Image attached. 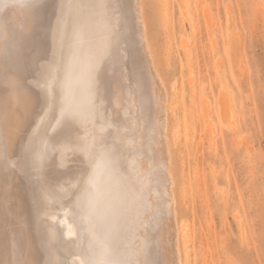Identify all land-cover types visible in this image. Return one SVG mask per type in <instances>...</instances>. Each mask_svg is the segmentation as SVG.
I'll return each mask as SVG.
<instances>
[{
    "label": "bare ground",
    "instance_id": "bare-ground-1",
    "mask_svg": "<svg viewBox=\"0 0 264 264\" xmlns=\"http://www.w3.org/2000/svg\"><path fill=\"white\" fill-rule=\"evenodd\" d=\"M151 1L0 6V264H189L182 127L149 35ZM130 175L140 185L127 189Z\"/></svg>",
    "mask_w": 264,
    "mask_h": 264
},
{
    "label": "rangeland",
    "instance_id": "rangeland-1",
    "mask_svg": "<svg viewBox=\"0 0 264 264\" xmlns=\"http://www.w3.org/2000/svg\"><path fill=\"white\" fill-rule=\"evenodd\" d=\"M154 1L145 8L149 35L163 48L156 49L164 53L161 66L182 127L173 138L185 174L188 263L264 264V0ZM55 97L53 110L62 105ZM111 134L110 145L117 148L125 137ZM35 144L37 158L42 148ZM69 153L63 151L67 166ZM130 176L122 180L127 189L139 184ZM77 190L84 187L77 183ZM57 204L44 224L49 229L67 211L66 204Z\"/></svg>",
    "mask_w": 264,
    "mask_h": 264
},
{
    "label": "snow or ice",
    "instance_id": "snow-or-ice-1",
    "mask_svg": "<svg viewBox=\"0 0 264 264\" xmlns=\"http://www.w3.org/2000/svg\"><path fill=\"white\" fill-rule=\"evenodd\" d=\"M36 7L39 5V0H0V6L2 7H25V6ZM20 39H23L21 36ZM69 116H71V109H69Z\"/></svg>",
    "mask_w": 264,
    "mask_h": 264
}]
</instances>
